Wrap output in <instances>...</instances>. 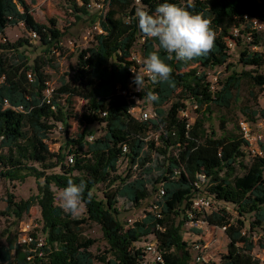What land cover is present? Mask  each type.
I'll use <instances>...</instances> for the list:
<instances>
[{"label":"trees","instance_id":"16d2710c","mask_svg":"<svg viewBox=\"0 0 264 264\" xmlns=\"http://www.w3.org/2000/svg\"><path fill=\"white\" fill-rule=\"evenodd\" d=\"M91 1H73L78 20L82 19L80 15H90ZM104 2L98 19L101 33L95 36L91 61L68 79H61L60 86L47 97L49 80L44 71L62 48V33L55 21L50 26L36 22L25 0H0V37L8 28L24 24L28 33L37 34L44 48L43 55L31 63L24 51L30 46L27 39L11 43L3 38L0 42V77H5L0 86V180L36 179L38 194L26 201H15L9 195L6 210L19 222L38 206L46 242L44 254L39 257L18 246L17 235L8 236L6 244L0 246V264H28L29 256L34 257V264H145V255L136 250L137 245L146 242L144 239L158 244L162 262L155 264H189L191 253L182 231L199 174L209 178L206 191L217 207L204 221L209 228H226L223 234L227 250L217 264H261L254 251L257 247L264 250V156L246 154L240 122L236 134L229 133L227 122L221 120L220 136L213 130L209 133L206 125L213 109L231 112L243 84L264 88V53L252 50L262 46L264 28H258L255 22L264 25V0H168L210 20L216 39L207 56L187 63L174 56L165 61L173 69L171 86L145 83L140 98L150 102L157 113V118L148 122L130 115L134 103L120 92L133 78L130 68L140 69L132 55L141 39L143 58L153 51L162 58L167 55L159 49L158 41L142 35L136 17L137 7L154 11L165 0ZM229 42L234 47L244 43L239 56L243 70H234L223 81L212 84L210 71L235 68L229 63ZM150 91L158 95L157 101L145 98ZM78 100L84 103V112L73 116ZM193 105L198 106L197 117L187 129L188 119L182 118L181 112ZM20 106L24 112L13 109ZM253 115L264 119V107ZM72 119L77 121L76 133L70 132ZM56 124L65 133L64 147L58 152L52 151L49 144ZM94 125L105 129L103 136L95 137L91 130ZM150 128L163 129L165 136L159 147L149 144L156 159L147 167L152 153L144 151V137ZM124 146L129 149L125 156L131 167L139 166L135 179L130 173H118ZM261 148L264 151V145ZM69 156L74 157L73 164H69ZM176 169H181L180 177L174 176ZM69 179L87 185L83 201L86 218L76 219L56 204L53 187L60 190ZM160 184L165 191L157 203L161 213L146 212L143 219L126 228L117 218L119 200L138 207L150 196L148 186L155 190ZM99 186H104L103 202L94 194ZM88 222L100 226L106 241L107 249L100 255L91 251L96 240L84 235Z\"/></svg>","mask_w":264,"mask_h":264},{"label":"rangeland","instance_id":"374dc122","mask_svg":"<svg viewBox=\"0 0 264 264\" xmlns=\"http://www.w3.org/2000/svg\"><path fill=\"white\" fill-rule=\"evenodd\" d=\"M31 8V14L35 21L50 26L51 21L56 22L57 28L62 33L61 49L58 53L54 54L53 63L51 66L45 69V74L49 80V87L51 89H57L60 86L61 79L69 78L75 70H79L81 67L89 63L91 60V52L95 49L96 45V34L101 33L98 27V19L101 11L93 8L89 10L90 15L82 16L81 20L76 18V14L73 11L72 3L74 0H25ZM186 1V0H180ZM190 1V0H187ZM264 31V30H263ZM30 33L26 30L24 25H18L10 27L5 31L4 36L0 37V42L3 38H6L9 42L15 43L20 39H27L29 45L24 49L26 55L29 57L31 63L39 56L43 55L44 48L41 46L38 37L30 36ZM242 43L239 47L231 49L230 64L234 65L233 70L228 71L226 67L216 68L208 74V78L211 80L217 77L218 81H223L228 77L232 71L241 72L243 68L239 65L240 51L244 48ZM261 47H257V52L264 53V35H262ZM134 52L140 56L141 61L144 59L141 51V42L137 43ZM53 56V55H51ZM50 57V56H48ZM263 72V71H261ZM254 95H251V93ZM141 108L150 109L152 105L150 102H143ZM264 107V88H255L249 84H243L241 90L237 95V101L232 108L231 112L225 110L213 109L210 116V120L206 125L209 133L216 132L217 136L222 134L220 130L221 120H225L226 130L229 133L239 134V122L248 121L253 122L258 119L259 115H253L258 113ZM84 112V103L76 101L74 105L73 116H79ZM71 133H76L78 130L77 121L72 119L71 121ZM95 137H101L105 133V129L102 126L94 125L91 128ZM60 124H56V128L50 134L49 144L54 152H58L60 148L64 147L65 135ZM247 155H250L246 152ZM247 160L249 156H247ZM127 166L123 165L120 170V174L124 175ZM42 182V181H41ZM56 197V204L60 206L59 189L53 187ZM38 194L37 181L35 178H27L24 182L19 181H8L0 180V246L5 245L8 236L18 237V229L22 221L29 222L35 221L38 224L41 223V212L38 206H33L23 218L17 222V220L7 213L6 199L9 195L14 196L15 201L28 200L30 197ZM94 194L97 199L101 202L104 201V186H99L94 189ZM155 195L149 196L140 206H133L124 200H119L117 204L118 220L124 224L126 228L132 226L136 221H140L145 216L146 212H150L153 205ZM4 213L7 216H3ZM211 211L208 212L210 214ZM10 215V216H9ZM76 219L86 218V210L82 204L78 214L74 215ZM200 231H195L190 225L185 223L183 226L182 237L183 240L188 244V250L191 253L189 264H199L195 260V253L192 250L193 243L198 239V234L204 241L209 243L210 250L209 255L211 259L219 261L221 255L226 253L228 241L222 231L214 228L202 227ZM9 231L10 235L7 233ZM39 236L43 238L41 232H38ZM84 235L88 238L96 240V244L91 248V251L100 255L107 249L106 241L103 238L101 228L96 223L88 222L84 226ZM150 241V239H148ZM144 239V242H149ZM254 255L261 259V264H264V250L259 247L254 251Z\"/></svg>","mask_w":264,"mask_h":264},{"label":"built area","instance_id":"2783aa9c","mask_svg":"<svg viewBox=\"0 0 264 264\" xmlns=\"http://www.w3.org/2000/svg\"><path fill=\"white\" fill-rule=\"evenodd\" d=\"M137 4L141 3V0H135ZM105 2L104 0H92L89 7V10H92L93 8L100 10L101 12L104 9ZM256 26L260 29L264 28V25L262 23H259L258 21L255 22ZM24 25V24H21ZM238 31H235V34H237ZM30 36H35L37 37L36 33H30ZM141 43L144 42V39H141ZM229 48L232 49L234 48V44L232 42H229ZM132 60L135 61L138 65H140V69L142 68V61L139 58L137 54L132 55ZM139 71L136 70L135 68H130V71ZM133 73V72H132ZM29 78H32L31 74H29ZM145 83L149 84L152 82V80L145 75ZM217 77H214L211 79L212 84L217 83ZM5 81V77L2 76L0 77V86L2 83ZM143 86V90H144ZM54 89H51L48 84V88L45 91V94L47 97H50ZM143 91H137L136 86L132 83V78L130 79V82L128 84V87L124 90H121V94L126 97L128 101H131L134 103V105L130 108V115L135 118L140 120L141 122H148L151 120H154L157 118V113L152 109H146V108H141V104L145 102V100H142L140 98V95L142 94ZM82 102V101H81ZM83 103V102H82ZM5 107L9 108L10 104L7 100H5ZM198 108L197 105L189 106L186 110L181 112V117L188 119V124H187V129L190 128V126L193 124L195 121V118L197 115L195 114V110ZM17 112H24V108L22 106L13 108ZM240 128L241 132L243 134V138L246 141L247 147L246 150L247 152L253 156V157H263L264 156V151L261 148V145H264V119H257L255 122H248V121H241L240 122ZM164 130H153L149 129L147 131L144 141L147 143L146 146L144 147L145 152H150L152 153L150 160L147 162V167L152 163V161L155 162L156 159V153L154 150L149 149V144L154 143L155 147H159L162 143L161 138L165 136L163 133ZM93 138H90L92 140ZM123 153L124 157L120 160L119 166H118V173L120 174L121 167L123 165H126V171L123 172L124 175L127 173L131 174V179H135L138 174H139V166L138 164L134 165L131 167L130 165V160L127 156L129 153V149L127 146L123 147ZM147 158V159H149ZM68 162L69 164H73L74 162V157L69 156L68 157ZM155 173V172H154ZM182 174L181 169H176L174 172L175 177H180ZM174 177V178H175ZM173 178V179H174ZM210 180L206 175L199 174L198 175V181L195 182L194 186L195 189L193 191V195L190 199L191 202V208L189 211H187V222L190 225V227L197 228L199 230L203 229L202 227L205 226L206 228H209L207 226V223L204 221L205 218L210 215L213 211L217 210V207L215 206L213 197L210 196L207 193V188L209 187ZM150 190L151 196L155 195L153 205L151 207L150 212L159 214L161 213V208L157 204L159 203L163 196L165 195V191L162 188V184L158 185V187L153 190L151 186H148ZM211 211L210 214L208 212ZM196 220V222L194 221ZM42 220L41 223H37L35 221H29V222H24L22 221L19 229H18V237H17V245L20 247H25L29 250V252L33 253L34 255H38L39 257H42L44 252L42 251L43 248L46 246V242L43 238L39 236L38 232H41L42 234ZM222 232L226 230V228L218 229ZM43 235V234H42ZM197 243L193 245L192 250L195 253V260L199 264H217V261L214 259L210 258L209 255V250H210V245L206 241L202 239L201 236L198 237ZM137 251H141L146 257V262L145 264H155L158 262H162V255L158 249V244L156 241H149L145 242L141 245L136 246ZM33 256L27 257L28 264H34L33 262Z\"/></svg>","mask_w":264,"mask_h":264},{"label":"clouds","instance_id":"9594fccd","mask_svg":"<svg viewBox=\"0 0 264 264\" xmlns=\"http://www.w3.org/2000/svg\"><path fill=\"white\" fill-rule=\"evenodd\" d=\"M138 28L146 39L158 41V47L167 55L162 58L158 52H149L142 60V68L133 71L132 83L137 91H143L145 75L154 83H168L171 86L172 67L166 60L174 58L187 63L194 59L207 56L214 48L216 33L210 20L201 14L193 15L185 7L177 3L165 2L156 6L154 11L146 7L136 8ZM149 101H157L158 95L148 92L145 97ZM86 183L69 179L67 186L60 189V207L66 214L79 213L84 201ZM91 193H88L89 200Z\"/></svg>","mask_w":264,"mask_h":264}]
</instances>
